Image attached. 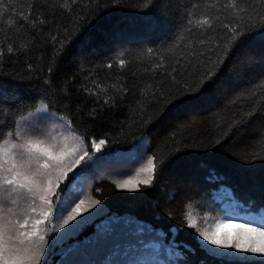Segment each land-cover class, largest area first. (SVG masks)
<instances>
[{
	"label": "snow or ice",
	"instance_id": "1",
	"mask_svg": "<svg viewBox=\"0 0 264 264\" xmlns=\"http://www.w3.org/2000/svg\"><path fill=\"white\" fill-rule=\"evenodd\" d=\"M77 7V0H0V264H264V155L229 150L264 136V0H151L147 22L159 31L139 38L109 15L119 0ZM53 26L56 34L45 42L43 29ZM182 33L190 42L182 40L175 55ZM146 39L160 42L146 48L160 63L143 88L125 83L101 94L59 75L66 60L86 71L90 56L123 67L116 56L129 50L122 46L143 48ZM22 57L26 67L17 70ZM222 101L239 111L218 138L178 134L197 119L191 113ZM117 114L125 120L111 125L119 132L108 140L81 131L87 120ZM158 123L171 128V150L158 162L147 156L143 179L115 185L124 190L125 211L76 202L101 169L124 174L121 166L140 161L152 148L147 130ZM174 161L178 172L169 176ZM173 201L185 209L203 202L223 218L202 230L185 211L169 231H184L194 245L174 236L165 242L146 217L175 220L161 207ZM234 214L251 219L231 230ZM89 224L94 230L81 238Z\"/></svg>",
	"mask_w": 264,
	"mask_h": 264
},
{
	"label": "trees",
	"instance_id": "2",
	"mask_svg": "<svg viewBox=\"0 0 264 264\" xmlns=\"http://www.w3.org/2000/svg\"><path fill=\"white\" fill-rule=\"evenodd\" d=\"M26 2V0H25ZM214 0H205V3L211 4ZM255 0H248L249 4L254 3ZM78 5L76 12H80L87 9L89 0H77ZM151 3V0H119V7L114 11L109 10V15L116 20H119L126 30L131 33L133 36L139 38L148 36L150 33L154 36L158 33V29L154 28L152 24L147 22V16L151 15L147 13L146 6ZM26 10V9H25ZM143 13V14H142ZM56 34L55 26L53 28H44L43 29V38L45 42H51V38ZM190 42V38L187 36V33H182L175 40L176 50L175 55H179L184 49L181 48V41ZM160 42L157 40L155 43H152L150 40L146 39L144 41L143 48L136 43H125L121 52H124V49H128L127 53L123 55H117L116 60L123 58L126 63L121 67L118 63H113L112 67H108V62L105 61L101 64L100 59L96 56L88 57L89 63H86L83 67L86 69L84 72H78L75 67H73L68 60L64 62V67L62 72L59 74L66 79L75 78V85L80 86L82 83L84 87L88 88L92 92L97 90L103 91L109 86H115L120 88L122 85L127 83L131 86L132 84H139L141 88L145 85H150L152 76L149 69L152 65L160 63L157 58V54H149L146 51L147 47H157ZM51 50L49 49V52ZM113 53L107 51L104 53L105 56H111ZM31 55L35 57L40 56L39 51H33ZM40 61H36L37 66H40ZM167 63V62H166ZM26 65L24 64V58L20 59V63L17 66V70H21ZM169 70L165 67L157 69L158 72ZM95 86V87H94ZM264 87V84L261 85ZM112 95V92L108 93ZM241 101H236V104L239 105ZM227 101H222L218 108H210L207 111H201L199 113H191L190 115L197 117V119L189 122L183 133L178 134H188L194 136L197 139L204 140L205 142L218 138L221 132L227 131L226 125L230 121L236 118V115L239 111L238 107H226ZM91 107V106H90ZM215 114V115H214ZM125 117L121 114H117L114 119L105 118L101 121H91L87 120L81 125V131L91 130L90 135L95 139H105L108 140L110 137H114L118 132L119 128L113 129L111 125L115 124L117 121H123ZM149 136L151 137L152 148L146 152V156L155 155L156 162L171 150V141L165 140V137L171 132V128L167 123H158L148 130ZM139 135V133H138ZM231 153L241 155L242 158H251V156H261L264 155V136L258 137L251 145H243L242 143H232L229 146ZM102 170V169H101ZM101 170L97 173V176L88 181L84 185V191L80 194V197L76 202H79V199H91L99 200L105 209L111 212H123L126 210L127 203L125 198L120 195L124 190L115 188V182H112L108 179L104 173L102 175ZM178 169L176 167V162L174 161L167 169L169 176L176 175ZM95 189L100 190V194H97ZM165 210H171L175 216V220H168L166 217L160 216L153 219L151 216L146 217V220L151 222L154 229H160L163 233L166 234L167 240L172 239L173 236L177 244L181 242H187L188 244H193L191 236L186 234L184 231L177 232L176 228H171L169 231L170 224H178L183 213L189 211V209L182 208L178 201H173L171 205L167 207L161 205ZM199 207L205 210L208 214H214L219 219H222V214L212 211L209 206L205 203H201ZM205 212H202V214ZM239 218L235 221L244 223L251 219V217L243 214H234ZM259 223V221H257ZM95 225L89 224L84 227L80 233V237L88 235L94 230ZM190 255V254H189ZM106 259V256L101 257ZM195 260L197 257H191Z\"/></svg>",
	"mask_w": 264,
	"mask_h": 264
},
{
	"label": "rangeland",
	"instance_id": "3",
	"mask_svg": "<svg viewBox=\"0 0 264 264\" xmlns=\"http://www.w3.org/2000/svg\"><path fill=\"white\" fill-rule=\"evenodd\" d=\"M146 161H147V156L145 155L140 161H138L135 164L121 166L122 169L124 170V174H115L111 169H102L101 173L102 175H104L105 173L108 179H110L112 182H115V185L127 179H143V175L140 173V169L141 167L146 166ZM84 200H85V206H87V202L89 199H84ZM201 208L202 207L194 205L192 208L189 209V211L194 216V218L197 219L198 226L202 230L214 229L216 224L221 222L222 219H219L214 214H208L204 209L202 210ZM202 212L205 213L202 214ZM239 223L241 222L232 220L231 223L229 224V229L234 230L235 225Z\"/></svg>",
	"mask_w": 264,
	"mask_h": 264
}]
</instances>
